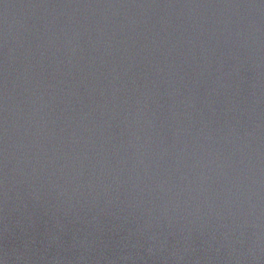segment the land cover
I'll return each instance as SVG.
<instances>
[{
    "label": "water",
    "instance_id": "95a60500",
    "mask_svg": "<svg viewBox=\"0 0 264 264\" xmlns=\"http://www.w3.org/2000/svg\"><path fill=\"white\" fill-rule=\"evenodd\" d=\"M0 264H264V0H0Z\"/></svg>",
    "mask_w": 264,
    "mask_h": 264
}]
</instances>
